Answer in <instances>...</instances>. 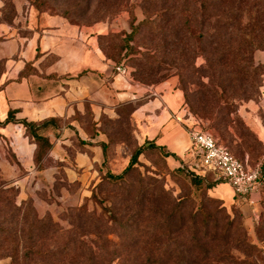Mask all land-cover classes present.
Segmentation results:
<instances>
[{
    "label": "rangeland",
    "instance_id": "obj_1",
    "mask_svg": "<svg viewBox=\"0 0 264 264\" xmlns=\"http://www.w3.org/2000/svg\"><path fill=\"white\" fill-rule=\"evenodd\" d=\"M173 5L174 0H0V25H12L35 8L79 26H103L101 49L116 66L128 69L130 83L181 93V111L193 125L209 131L250 165L264 163V141L253 128L264 124V45L249 53L237 40L242 51L228 57L222 68L216 66L228 81L220 83L216 76L214 92L209 67L217 62L207 57H214L220 37L232 31L219 29L222 4L208 12L203 5L195 16L188 13L181 31L168 13L163 21L153 14ZM242 12L243 23L256 20L254 38L264 43V0H245ZM147 18L156 23L143 26ZM247 56L259 68L254 75L247 71L256 78L255 88L238 79L248 66ZM137 104H125L99 119L88 116L83 128L93 140L94 163L86 171L73 160L74 147L86 143L79 137L66 144L65 157L71 159L63 160L51 156L53 146L39 156V143L25 127L16 132L24 141L20 145L0 134V264H264V188L251 219L239 205L227 204L228 197L217 198L224 190H196L175 171L190 162L169 159L167 147L150 144L145 126L133 116ZM54 130L50 137L39 133L50 140L63 138ZM100 134L103 140L97 139ZM143 145L148 148L133 173L117 182L105 177L109 171L122 173ZM32 154L33 164L22 160L32 163ZM187 197L194 198L192 207L184 216L175 215ZM201 200L206 214L197 213ZM234 218L238 221L227 238L228 221Z\"/></svg>",
    "mask_w": 264,
    "mask_h": 264
},
{
    "label": "crops",
    "instance_id": "obj_2",
    "mask_svg": "<svg viewBox=\"0 0 264 264\" xmlns=\"http://www.w3.org/2000/svg\"><path fill=\"white\" fill-rule=\"evenodd\" d=\"M105 30L100 25L79 26L65 17L41 13L35 8L12 25L1 24L0 120L4 121L11 111L17 120L38 124L56 119L57 123L40 130L43 134L48 132L49 137L53 129L63 134L60 140H50L51 156L71 159L65 157L66 144L71 143L73 136L79 137L86 143L74 147L73 160L86 171L94 163L93 140L88 139V132L83 128L88 116L99 119L103 114L117 113L125 104L139 103L133 116L141 120L149 139L167 147L182 162H191L193 155L187 127L192 123L188 113L181 111L183 95L166 92L162 86L158 91L148 90L130 83L128 76L118 75L115 63L106 57L100 46ZM62 123L61 128L53 126ZM67 123L72 130L67 128ZM259 123L253 128L264 141V124ZM23 129L22 124L11 123L0 127V134L20 145L24 142L19 137ZM98 138L103 140L101 134ZM25 155L28 156L27 152ZM24 158L25 163L33 164V154L32 163ZM219 188L224 192L217 198L227 201L228 197L227 204L239 205L245 217L251 219L256 207L235 198L233 189L225 182L211 193Z\"/></svg>",
    "mask_w": 264,
    "mask_h": 264
},
{
    "label": "trees",
    "instance_id": "obj_3",
    "mask_svg": "<svg viewBox=\"0 0 264 264\" xmlns=\"http://www.w3.org/2000/svg\"><path fill=\"white\" fill-rule=\"evenodd\" d=\"M144 1L146 4H148V2L150 0H144ZM230 1L231 0H207L208 4H206V3L204 4L202 2V0H196V1H193L194 5H189L190 0H174V5L172 8L167 9L163 12L162 11L161 12L156 11L155 13H153V14L157 15V18H159L161 21L165 20V19H163L164 17H166L165 13H168V15L174 17V20H176L178 22L177 25L175 26V29L178 31H181V30L185 29L186 17H187L188 13H192L195 16V15H198L199 7H202L203 5H204L205 11L208 12L211 8H214V6H217L218 3L222 4V8L220 9V12L222 13V16H224V22L219 26V29L226 28V33L228 30H232V31L230 34L227 33V34H224L223 37H220V40L217 43L216 51L213 54L214 57H207L209 59V61L217 62L216 64H213L209 67V70L212 73V77L214 76L213 81H212V87H211V89L214 92H216V90L218 89V86H219V83L215 82V80H214L216 78V76H217L220 83H224V82L228 81V79H226V78H224V76H222V74H224V73L221 72L220 70H218V68L216 66H219L222 68L221 64L227 65L226 60L228 59V57H230L231 55L232 56L235 55L237 57V56H239L240 52L242 51V47L240 45L236 44L237 40H241L242 42H244L246 48H250V49H248L249 53H251L252 50H254V49L256 50V48H258L259 46L263 47V45H264V43H261L262 41L256 40L254 38L255 32L253 29L257 28L256 20L251 18L250 20H248L244 23L242 22V20L244 19V17H243L244 14L242 12V8H243L245 0H243V2H242V0L239 2H234V1L230 2ZM199 2H201L200 6L198 4ZM154 23H156V19L147 18L145 23H143L142 25L144 26V25L152 24V26H153ZM138 31H139V27L134 28L132 33L129 35V39H133L134 36L138 33ZM241 31H243L242 34L239 33ZM128 44H130V43L128 42ZM235 44L239 47H235ZM128 46L130 47V45H128ZM163 46H164V44H163ZM158 49H161L160 45H158L157 50ZM219 49H220L221 53L218 52ZM217 53H219V56H217ZM247 59H248V66L243 68V75L238 77V79H241L243 81L247 80V82H249V85H251L252 87L254 86V88H255L257 86V84L255 82L256 78L253 75L259 70V68L254 66L252 60H250V56H247ZM249 69H252L251 73H253V75L251 73L247 74V71L249 72ZM236 79H237L236 77L235 78L232 77V80H236ZM227 84L229 85V83H227ZM246 92L247 91L243 92V96H245ZM185 98L188 99V96L185 95ZM194 112L199 113L196 110H194ZM11 123L22 124L28 130L30 136L39 143V153H38L39 156L44 155V151L52 148L53 144L50 141V139L46 136L41 135L39 133V131L42 128H44V127H46L52 123H57L56 119H49V120H46V121L38 124L35 122H28L27 120H17L15 118V113L11 111L8 114V117L4 121L0 120V127H6L7 125H9ZM151 142H152V143H150L151 145L158 147V148H163V146H158L157 144H155L154 141H151ZM106 146H107L106 143L102 144V150H103L104 154H106V150H107ZM146 148H148V147H145L143 145V146L139 147L134 152V154L132 155V157L129 161V164L123 170L122 173L114 174V173L109 171L105 177L107 179L113 181V182L124 180L127 176H129L131 173H133L135 171V169L137 168V165L139 164L140 156L144 153ZM168 156L174 157L177 155L174 153H170ZM175 171H177L178 174H180V176L188 178L190 185L192 187H194L196 190L200 189L202 187H205L207 190H212L217 185L223 183L221 181L215 182V181L207 180V179L202 178L200 176H196V175L188 172L186 170L185 166L178 167ZM193 199H192V197L191 198L187 197V198H183L182 200H180L178 207L175 208V210H174L175 215L179 214V215L184 216L185 215L184 212L186 210H188L189 207L190 208L192 207L193 202H194ZM209 201L213 202V200H211V199ZM206 208H207L206 204L204 203L203 200H201L200 205H199L198 210H197V213L206 214V211H205ZM197 213L195 214L196 217H197ZM236 221H238V220L235 218L229 219L228 227H227V234H226L227 238L231 237L232 231L236 225ZM237 228L241 229L243 227L241 225H239V226H237Z\"/></svg>",
    "mask_w": 264,
    "mask_h": 264
},
{
    "label": "built area",
    "instance_id": "obj_4",
    "mask_svg": "<svg viewBox=\"0 0 264 264\" xmlns=\"http://www.w3.org/2000/svg\"><path fill=\"white\" fill-rule=\"evenodd\" d=\"M118 75L126 77L127 68L116 66ZM193 160L185 168L188 172L210 181L229 184L235 198L256 207L262 200L264 163L250 165L237 158L232 151L198 125L187 127Z\"/></svg>",
    "mask_w": 264,
    "mask_h": 264
}]
</instances>
